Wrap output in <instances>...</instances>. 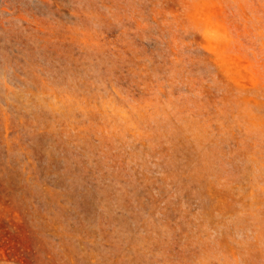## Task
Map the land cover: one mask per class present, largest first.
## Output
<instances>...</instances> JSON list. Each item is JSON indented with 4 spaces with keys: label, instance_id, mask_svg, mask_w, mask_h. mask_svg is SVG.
I'll return each instance as SVG.
<instances>
[{
    "label": "rangeland",
    "instance_id": "rangeland-1",
    "mask_svg": "<svg viewBox=\"0 0 264 264\" xmlns=\"http://www.w3.org/2000/svg\"><path fill=\"white\" fill-rule=\"evenodd\" d=\"M0 264H264V0H0Z\"/></svg>",
    "mask_w": 264,
    "mask_h": 264
}]
</instances>
